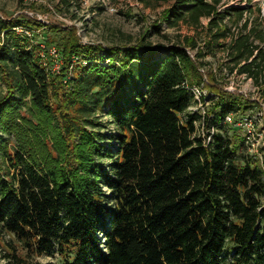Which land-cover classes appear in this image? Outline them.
<instances>
[{"label": "trees", "instance_id": "16d2710c", "mask_svg": "<svg viewBox=\"0 0 264 264\" xmlns=\"http://www.w3.org/2000/svg\"><path fill=\"white\" fill-rule=\"evenodd\" d=\"M221 1L177 0L168 25L194 28L201 41L187 37L162 52L144 42L132 50L84 45L74 27L0 16V228L29 257L58 255V264H264V171L223 122L243 102L211 84L218 98L204 122L219 132L208 143L196 134L202 116L189 111L208 54L225 55L227 75L264 83L261 6L221 8ZM18 27L53 32L57 39L48 44L59 48L66 68L81 58L64 84L61 113L51 104L57 76ZM189 48L197 49L194 56ZM107 126L113 129L105 132ZM45 137L55 156L36 151L33 141L46 148ZM6 257L9 264H37L14 247Z\"/></svg>", "mask_w": 264, "mask_h": 264}, {"label": "rangeland", "instance_id": "374dc122", "mask_svg": "<svg viewBox=\"0 0 264 264\" xmlns=\"http://www.w3.org/2000/svg\"><path fill=\"white\" fill-rule=\"evenodd\" d=\"M69 1L70 5L65 4L61 6L59 4L61 0H0V16L10 19L24 14L32 19L43 21L48 27L50 25H61L66 29L74 27L77 29L81 43L84 45L93 43L106 48L119 47L121 50H132V47L144 42V44H148L162 52L164 48L182 44L187 37H196L199 42L201 41L202 35H198L194 28L184 24L173 27L168 25L166 20L167 13L169 10H173L177 0L153 1L150 6L139 0H112L117 8V12L115 13L108 12L96 0L88 2L84 0ZM58 5H60L59 8ZM220 6L221 8L231 6H261V18L264 23V0H222ZM252 15L251 20H255L257 14L253 13ZM203 22L207 24L206 19ZM154 25H161V31L155 32L153 29ZM25 29V32L18 33L27 36L31 39L30 41H32L31 44H34L33 46L39 47L42 61L48 67L51 75L57 76L56 84L59 86L58 96L55 99L52 98L51 104L55 112L61 113L66 108V97H64L62 90H69L68 85L64 87V84L68 83L67 81L75 76L77 63L80 62L81 58L74 56L72 65L66 68L67 65H65V60L59 53V48L56 45L48 44L51 40L57 39V36L53 32H49L47 27H35L32 29L26 27ZM79 30L81 31V35L79 34ZM47 40L49 41L47 42ZM189 51L194 56L197 49L189 48ZM100 54H102V51H100ZM111 55L115 60L122 58V53H118L116 50L112 51ZM226 59L222 53L216 56L212 54L206 55L204 59L206 64L200 67V72L203 78L209 81V84H207L208 90L214 94L217 92L210 89L211 84L213 85L214 83L219 84V88L224 91L231 89L230 92L243 102V108L238 112L236 117L252 115L258 118L262 115L257 129L264 130V83L262 85H255L253 80L245 78L244 75L236 73L227 75L226 71L221 69V64ZM102 62L108 64L109 59L103 58ZM211 74L216 77V80L211 77ZM65 76H67V80L62 82ZM0 88L5 90V85L0 84ZM212 104V102L209 103L210 106ZM245 105H249V107L245 109ZM24 114L29 115L27 110H24ZM102 121H107V119H102ZM107 127L105 132L113 129L112 126ZM52 135H49V137ZM230 135L231 137L233 136L234 142L239 141L238 144L240 141L243 142V132L241 130H235L231 127ZM1 136L2 133H0ZM50 139L45 137V140H47L46 148H43V145H39L34 140L33 143L36 151L47 150L55 156L57 150H55L56 147L49 141ZM241 149L242 153H247L244 144H242ZM12 247L16 249L19 256H24L29 261L37 264H58L59 262L58 255L54 257H29L27 251L16 237L1 231L0 228V264H9L6 254L12 252Z\"/></svg>", "mask_w": 264, "mask_h": 264}, {"label": "built area", "instance_id": "2783aa9c", "mask_svg": "<svg viewBox=\"0 0 264 264\" xmlns=\"http://www.w3.org/2000/svg\"><path fill=\"white\" fill-rule=\"evenodd\" d=\"M85 2L91 0H84ZM102 5L108 12L115 13L117 12V8L115 7L112 0H96ZM17 32H25L26 29L24 27L16 28ZM79 34L81 35V31L79 30ZM88 43V42H84ZM93 44V43H90ZM247 78L246 76H244ZM249 80L252 81L251 78ZM206 78H204L201 85H195L191 88L194 94L195 103L189 107V111L193 113H199L202 117L200 120L196 122V134L197 136H201L206 143H208L213 135L216 132H219V129L216 125L206 124L204 122V117L207 115L208 110L210 109V102H213L214 98L217 99L214 93L208 90ZM227 91H231V89H227ZM210 100V101H209ZM209 107V108H208ZM239 110L238 112H240ZM238 112H231L226 115L224 118V124L227 127H232L239 129L243 132V144L247 150V153L258 159L261 168L264 171V130H258L259 121L262 119V115L258 118L253 117L252 115L241 116L237 118Z\"/></svg>", "mask_w": 264, "mask_h": 264}]
</instances>
